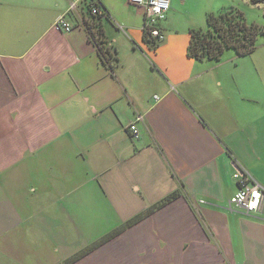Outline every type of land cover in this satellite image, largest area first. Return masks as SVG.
<instances>
[{"label": "crops", "instance_id": "obj_1", "mask_svg": "<svg viewBox=\"0 0 264 264\" xmlns=\"http://www.w3.org/2000/svg\"><path fill=\"white\" fill-rule=\"evenodd\" d=\"M71 2L0 0V264H264V209L230 204L235 164L264 188V114L234 52L186 56L230 0H170L156 46L128 0Z\"/></svg>", "mask_w": 264, "mask_h": 264}, {"label": "trees", "instance_id": "obj_2", "mask_svg": "<svg viewBox=\"0 0 264 264\" xmlns=\"http://www.w3.org/2000/svg\"><path fill=\"white\" fill-rule=\"evenodd\" d=\"M251 5H263L264 0H246ZM90 14V23L84 21L90 38L96 45L101 60L110 69L117 61L115 52H111L106 46L101 28H96V19L107 18L108 13L100 3L86 4ZM92 7L101 10V14H92ZM96 28V29H95ZM189 40L186 47V56L193 60L219 62L225 51L231 50L237 56H246L256 49V40L259 36L264 38V27L253 23H247L243 13L235 7L222 9L218 13H208L206 15L205 26L190 28ZM145 40L153 46L157 45L154 40L148 39L143 32Z\"/></svg>", "mask_w": 264, "mask_h": 264}, {"label": "built area", "instance_id": "obj_3", "mask_svg": "<svg viewBox=\"0 0 264 264\" xmlns=\"http://www.w3.org/2000/svg\"><path fill=\"white\" fill-rule=\"evenodd\" d=\"M128 2L143 10L144 20L142 30L148 39L159 42L164 39V33L160 23L165 19L169 9L170 0H128ZM71 6H75V0H72ZM92 14H101V10L92 7ZM55 28L69 31L72 24L65 17H60L55 22ZM158 99L157 96H155ZM142 115H136L134 121L129 122L127 130L131 132L132 137L138 136V130L135 122L141 121ZM233 178L237 181L238 188L230 198V204L239 207L246 214H254L264 209V188L259 185L245 168H239L233 172Z\"/></svg>", "mask_w": 264, "mask_h": 264}, {"label": "rangeland", "instance_id": "obj_4", "mask_svg": "<svg viewBox=\"0 0 264 264\" xmlns=\"http://www.w3.org/2000/svg\"><path fill=\"white\" fill-rule=\"evenodd\" d=\"M235 7L240 10L247 23H253L260 27H264V7L263 5H251L248 2L242 0H230L228 6ZM221 11V10H220ZM219 12V11H218ZM217 12V13H218ZM206 20V19H205ZM205 26V22H204ZM203 26V27H204ZM256 49L249 55L246 56H236L239 63V69L233 71L236 78V83L239 84V87H242V91L246 94H249L252 99V108L256 111L264 114V38L259 36L256 40ZM232 52L231 50L225 51ZM224 52V53H225ZM235 56V54L233 55ZM243 70H240V69ZM231 79L229 81L230 86H233L234 83Z\"/></svg>", "mask_w": 264, "mask_h": 264}, {"label": "water", "instance_id": "obj_5", "mask_svg": "<svg viewBox=\"0 0 264 264\" xmlns=\"http://www.w3.org/2000/svg\"><path fill=\"white\" fill-rule=\"evenodd\" d=\"M235 167H236V170H238L240 168L237 164H235Z\"/></svg>", "mask_w": 264, "mask_h": 264}]
</instances>
